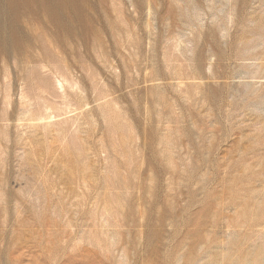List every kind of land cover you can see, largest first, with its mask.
<instances>
[{
    "label": "rangeland",
    "instance_id": "obj_1",
    "mask_svg": "<svg viewBox=\"0 0 264 264\" xmlns=\"http://www.w3.org/2000/svg\"><path fill=\"white\" fill-rule=\"evenodd\" d=\"M0 264H264V0H0Z\"/></svg>",
    "mask_w": 264,
    "mask_h": 264
}]
</instances>
